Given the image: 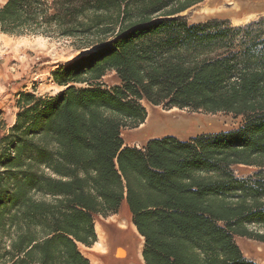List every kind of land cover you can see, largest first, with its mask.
<instances>
[{
	"label": "trees",
	"instance_id": "obj_1",
	"mask_svg": "<svg viewBox=\"0 0 264 264\" xmlns=\"http://www.w3.org/2000/svg\"><path fill=\"white\" fill-rule=\"evenodd\" d=\"M207 0H7L0 31L70 42L55 97L20 93L0 138V264H91L95 216L127 203L145 264H260L264 244V17L185 12ZM115 73L119 86L103 79ZM153 106L242 117L232 131L125 145ZM256 169L239 177L234 167Z\"/></svg>",
	"mask_w": 264,
	"mask_h": 264
},
{
	"label": "rangeland",
	"instance_id": "obj_2",
	"mask_svg": "<svg viewBox=\"0 0 264 264\" xmlns=\"http://www.w3.org/2000/svg\"><path fill=\"white\" fill-rule=\"evenodd\" d=\"M6 1L0 0V8ZM183 16L191 24L218 18L234 26H243L264 17V0H207ZM82 55L84 52L76 51L68 41L40 36H11L0 31V138L16 119L19 94L26 92L43 98L57 96L64 88L54 82L52 72ZM103 82L108 87L120 85L115 73L108 74ZM142 105L147 112L152 111L154 115L164 117L160 130L167 132L142 137V125L135 129H124L122 137L126 146L143 148L148 141L166 136L187 140L202 134L228 132L243 123L242 117L231 114L167 109L164 106H153L146 100L142 101ZM234 170L239 177H247L256 172L255 168L246 166H236ZM115 215L106 218L96 215L95 221H105ZM235 241L247 259L264 264V244L242 237H235ZM80 249L84 251L86 247L80 245Z\"/></svg>",
	"mask_w": 264,
	"mask_h": 264
},
{
	"label": "bare ground",
	"instance_id": "obj_3",
	"mask_svg": "<svg viewBox=\"0 0 264 264\" xmlns=\"http://www.w3.org/2000/svg\"><path fill=\"white\" fill-rule=\"evenodd\" d=\"M162 119L164 117L148 111L141 136L151 137L166 133L167 131L160 130ZM95 231L96 244L82 251L91 264H145L142 257L144 239L133 224L126 202L117 215L105 221H95Z\"/></svg>",
	"mask_w": 264,
	"mask_h": 264
},
{
	"label": "crops",
	"instance_id": "obj_4",
	"mask_svg": "<svg viewBox=\"0 0 264 264\" xmlns=\"http://www.w3.org/2000/svg\"><path fill=\"white\" fill-rule=\"evenodd\" d=\"M15 122V120L13 121V123ZM117 215V214H116ZM96 244V243H95ZM83 253V252H82Z\"/></svg>",
	"mask_w": 264,
	"mask_h": 264
}]
</instances>
